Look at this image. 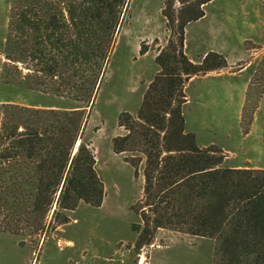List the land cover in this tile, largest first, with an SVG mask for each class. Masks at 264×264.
<instances>
[{
  "label": "trees",
  "instance_id": "obj_1",
  "mask_svg": "<svg viewBox=\"0 0 264 264\" xmlns=\"http://www.w3.org/2000/svg\"><path fill=\"white\" fill-rule=\"evenodd\" d=\"M211 1L165 2L172 39L155 58L159 72L137 116L119 115L124 134L112 149L135 177L141 168L143 196L132 207L138 243L150 244L156 231L168 230L214 241L211 264H264V169L223 168L219 148H199L185 132V84L226 67L216 53L196 64L183 52L185 26L203 18ZM11 2L3 84L75 104H0V215L6 221L0 231L14 233L25 224L37 235L50 213L63 224L59 210L72 211L79 202L101 206L103 186L82 135L130 0Z\"/></svg>",
  "mask_w": 264,
  "mask_h": 264
},
{
  "label": "rangeland",
  "instance_id": "obj_2",
  "mask_svg": "<svg viewBox=\"0 0 264 264\" xmlns=\"http://www.w3.org/2000/svg\"><path fill=\"white\" fill-rule=\"evenodd\" d=\"M11 1L0 0V104L75 106L3 84ZM166 1L130 0L100 88L86 108L82 140L92 150L103 186L101 206L79 202L72 211L59 210L63 224L50 213L37 235L25 224L14 233L0 231V264H211L216 243L210 239L158 230L150 244L138 243L140 233L132 227L140 221L132 207L143 196L141 168L135 177L112 149V140L124 134L119 115L137 116L159 72L155 58L172 39L162 16ZM202 9L204 17L184 28L183 52L196 64L216 53L226 67L185 84V132L194 135L199 148H219L223 168L264 169V0H212ZM1 216L0 228L6 225Z\"/></svg>",
  "mask_w": 264,
  "mask_h": 264
},
{
  "label": "water",
  "instance_id": "obj_3",
  "mask_svg": "<svg viewBox=\"0 0 264 264\" xmlns=\"http://www.w3.org/2000/svg\"><path fill=\"white\" fill-rule=\"evenodd\" d=\"M92 105H93V102L91 101V103H90V107H91ZM78 147H79V143H77V144L75 145L74 150H73V154H75V153L77 152Z\"/></svg>",
  "mask_w": 264,
  "mask_h": 264
}]
</instances>
